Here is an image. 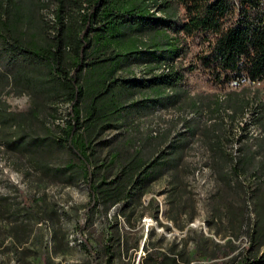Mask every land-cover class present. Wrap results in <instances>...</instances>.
Segmentation results:
<instances>
[{"label":"trees","instance_id":"16d2710c","mask_svg":"<svg viewBox=\"0 0 264 264\" xmlns=\"http://www.w3.org/2000/svg\"><path fill=\"white\" fill-rule=\"evenodd\" d=\"M49 4L50 17L41 11V0H0V97L9 83L4 75L17 91L29 90L32 95L30 108L22 113L8 111L0 101L1 144L25 155L45 178L85 182L87 219L106 220L103 264L130 256L143 240L145 255L137 264H195L182 246L173 240L164 247L162 236L153 239L154 227L141 223L149 214L164 225L163 213L183 229L196 217L197 197L188 179L196 167L185 156L199 125L184 119L182 130L139 131L124 140L118 136L137 114L157 108L189 106L200 113L203 99L190 93L187 72L199 70L215 87L231 85L229 80L239 75L251 78L240 77V85L242 80L263 82L261 0H49ZM185 36H200L203 47L183 65L176 60L189 51ZM127 39L135 40L133 49H128ZM136 65L142 66L140 77L134 74ZM62 103L67 116H57L63 119L57 129L47 127L40 133L33 126L27 128V121L40 119L46 109L58 112ZM259 106L264 114V100ZM252 119L260 124L261 116L257 113ZM249 123L241 125L235 139L209 126L201 134L216 177L212 215L239 219V213L253 205L259 220L247 229L250 242L243 248L264 251V139L252 173L257 184L248 188L240 179L257 153L240 144L253 138L248 135ZM8 126L16 129L5 130ZM109 131L115 133L109 136ZM60 150L67 153L65 160L53 161ZM161 179L166 183L160 192L168 203L166 210L156 197L144 199ZM19 192L22 198L15 204L7 194L0 195V217L13 219L11 236L22 243L36 236L33 215L43 207L44 196ZM117 205L118 212L112 214ZM46 213L51 217V210ZM88 224L79 222L80 231ZM84 246L93 264H101L94 247ZM236 248L228 239L210 256H226L218 264H264V252L236 260L232 254ZM43 256L44 264H62Z\"/></svg>","mask_w":264,"mask_h":264},{"label":"rangeland","instance_id":"374dc122","mask_svg":"<svg viewBox=\"0 0 264 264\" xmlns=\"http://www.w3.org/2000/svg\"><path fill=\"white\" fill-rule=\"evenodd\" d=\"M26 1V0H15ZM29 1V0H27ZM44 3L41 6L44 9L45 16L50 17L52 8L49 0H41ZM188 47V53L178 58L177 63L186 65L193 58V54L200 51L203 47L200 36H185ZM128 49L135 47V40L127 39ZM135 75L144 74L141 65L134 67ZM9 81L7 87L0 97L1 106L9 111L18 113L26 112L31 106L32 95L29 90L17 91L9 76L4 75ZM187 85L190 93H198L202 96L203 104L200 106V113L192 110L189 106H170L167 108H157L152 113L146 115L137 114L134 122L126 125L123 132L119 134L118 139H128L136 135L139 131L148 132L153 129L154 133L160 131H169L184 129V119H188L190 124H198L199 128L192 139L191 147L188 149L185 160L195 165L194 175L189 174L190 186L196 193L198 211L196 217L188 225L180 229L163 213L161 214L160 224L155 217L147 214L142 219L145 228L147 225L153 226L155 230L154 238L162 236L161 242L167 247L171 241L182 246L187 255L191 256L195 264H218L225 260L226 256L212 258L215 248L231 239L237 246L232 254L235 259L243 258L249 255L262 254V247L252 246L249 251L244 250L248 246V228L259 219H257L254 206L249 207L248 212L239 213V219L234 220L226 218L224 214L212 215L213 198L216 188V177L212 169L211 152L205 145L201 129L206 126L215 127L221 132L235 139L236 135L242 132L241 125L247 127L249 123L250 140H241L242 149L248 147L257 151L255 157L247 161V167L241 172L240 179L245 186L252 188L257 184V177L254 176V166L260 161L259 142L264 139V114L259 103L264 100V82L250 83L244 82L238 87L227 85L225 87L213 86L211 82L199 70H193L186 73ZM61 113V114H58ZM65 104H60L58 112L53 109H46L42 112L41 118L27 121V128H33L40 133H45L47 127L57 129V123L62 122L61 117L67 116ZM261 116L260 124L255 122L252 117L255 114ZM252 121L255 124L252 125ZM16 128L8 126L5 130H14ZM253 130V131H252ZM247 131V128H246ZM253 133H252V132ZM115 131H109V136ZM67 153L64 150L58 151L53 161L60 162L65 160ZM264 179V177H263ZM166 185L165 180L161 179L151 185L150 190L145 194L144 199L153 196L159 199L163 209L166 210L168 203L164 199V194L160 192ZM20 190L26 193H34L44 196L43 207H39L34 219L36 221V236L31 237L26 242L16 241L11 236L10 226L13 219L9 217H0V264H44L43 254L60 261L62 264H93L92 256L86 251L84 243L93 246L98 252V259L101 264L104 262L102 255V243L107 233V226L103 216L97 217L94 222L87 219L88 188L82 179L75 183L68 184L61 180L45 178L31 167L26 156L8 150L0 141V195L7 194L12 203L20 200ZM252 200L249 201L251 205ZM119 205L111 209V213H117ZM52 211L51 217L46 213ZM122 224L126 225L125 218L119 216ZM88 221V227L80 231L79 222ZM170 224L168 228L165 226ZM146 232V231H145ZM205 252V253H201ZM145 251L142 245L130 256L125 255L117 260L116 264H137ZM193 256V257H192ZM150 264V263H148Z\"/></svg>","mask_w":264,"mask_h":264},{"label":"built area","instance_id":"2783aa9c","mask_svg":"<svg viewBox=\"0 0 264 264\" xmlns=\"http://www.w3.org/2000/svg\"><path fill=\"white\" fill-rule=\"evenodd\" d=\"M261 5L264 8V0H261ZM240 77H247V76H244V75L233 76L229 81H235L236 82L237 80H239ZM247 79H251V78L247 77ZM261 80H263V82H264V79H261Z\"/></svg>","mask_w":264,"mask_h":264},{"label":"bare ground","instance_id":"6f19581e","mask_svg":"<svg viewBox=\"0 0 264 264\" xmlns=\"http://www.w3.org/2000/svg\"><path fill=\"white\" fill-rule=\"evenodd\" d=\"M243 78H246V77H243ZM239 79H240V78H239ZM249 80H250V79H249ZM231 82H232L231 85H232L233 87H238V86L240 85V83H241V82H239V80H237L236 82H235V81H231ZM242 82H250V81L242 80ZM259 82H261V81H259ZM250 83H252V82H250ZM255 83H257V82H255ZM252 131H253V130H252ZM252 131H251V132H252ZM252 133H253V132H252Z\"/></svg>","mask_w":264,"mask_h":264},{"label":"water","instance_id":"95a60500","mask_svg":"<svg viewBox=\"0 0 264 264\" xmlns=\"http://www.w3.org/2000/svg\"><path fill=\"white\" fill-rule=\"evenodd\" d=\"M143 244H144V240H143V242H142V246H143Z\"/></svg>","mask_w":264,"mask_h":264}]
</instances>
